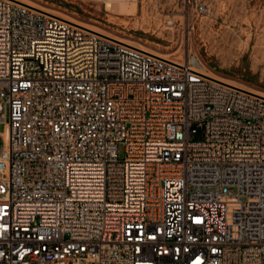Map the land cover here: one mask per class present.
I'll return each mask as SVG.
<instances>
[{
  "label": "built area",
  "instance_id": "built-area-1",
  "mask_svg": "<svg viewBox=\"0 0 264 264\" xmlns=\"http://www.w3.org/2000/svg\"><path fill=\"white\" fill-rule=\"evenodd\" d=\"M0 122V264H264V95L193 55L0 0Z\"/></svg>",
  "mask_w": 264,
  "mask_h": 264
},
{
  "label": "rangeland",
  "instance_id": "rangeland-1",
  "mask_svg": "<svg viewBox=\"0 0 264 264\" xmlns=\"http://www.w3.org/2000/svg\"><path fill=\"white\" fill-rule=\"evenodd\" d=\"M22 1L264 94V0Z\"/></svg>",
  "mask_w": 264,
  "mask_h": 264
},
{
  "label": "bare ground",
  "instance_id": "bare-ground-1",
  "mask_svg": "<svg viewBox=\"0 0 264 264\" xmlns=\"http://www.w3.org/2000/svg\"><path fill=\"white\" fill-rule=\"evenodd\" d=\"M33 5V4H32ZM35 6V5H34ZM53 13V12H52ZM56 14V13H55ZM58 15V14H57ZM60 16V15H59ZM63 17V16H62ZM66 18V17H65ZM69 20H72V21H75V20H73V19H69ZM77 22V21H76ZM79 23V22H78ZM96 31H99V32H102V31H100V30H96ZM104 33V32H103ZM122 39V38H121ZM123 40H125V39H123ZM125 41H127V42H130V43H132L131 41H128V40H125ZM132 44H134V43H132ZM135 45H137V44H135ZM137 46H139V45H137ZM139 47H141V48H143V49H145V50H148V51H151V52H153V53H155V54H158V55H161V56H164V57H166L165 55H162V54H159V53H157V52H154V51H152V50H150V49H147V48H145V47H143V46H139ZM196 59V58H195ZM197 60V59H196ZM176 61H178V60H176ZM198 61V60H197ZM199 63H200V66H201V70L204 72V73H206V74H208V75H210V76H214V77H219V78H223V77H220V76H216L213 72H211V71H209V70H206L203 66H202V64H201V62L200 61H198ZM223 79H225V78H223ZM225 80H228V79H225ZM228 81H230V80H228ZM230 82H232V81H230ZM234 83V82H233ZM241 86V85H240ZM242 87H244V86H242ZM247 88V87H246ZM259 93V92H258ZM260 94H262V93H260ZM264 95V94H263Z\"/></svg>",
  "mask_w": 264,
  "mask_h": 264
}]
</instances>
